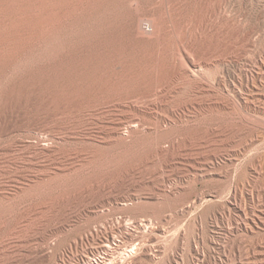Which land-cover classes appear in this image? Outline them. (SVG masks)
<instances>
[{"label": "rangeland", "instance_id": "1", "mask_svg": "<svg viewBox=\"0 0 264 264\" xmlns=\"http://www.w3.org/2000/svg\"><path fill=\"white\" fill-rule=\"evenodd\" d=\"M227 2L228 6H225L228 9L224 10L225 6H223V10L221 8L213 11L216 16L213 13L210 16V12L207 14L208 20L210 23H214L215 28L220 27L215 19H217V15L222 14L229 20V24L232 22V25H239L240 28H243L242 31L244 30L243 33L231 36L226 40L231 51L228 49L224 62L230 70V74L221 75L215 72L216 76L221 77L228 85L231 82L236 84L235 89L230 84L229 90L234 89L235 92L240 90V94H238L240 97H235V100L224 109L217 107V109L221 108L217 110L216 107H211L204 110L191 111L188 109L185 111L178 108V110L176 109L178 113L176 117L169 118L166 123L159 126L156 125L155 116L148 117L145 124V128H147L144 129L145 131L140 129L136 135L137 145L133 147L131 153L125 155L126 160L119 162L115 167L110 166L113 167L111 169L107 167L101 171L88 166L80 168L90 155L89 152L91 153L94 148L96 150L108 146L104 144L106 141L102 142L93 133L100 109L89 108L83 112H69L70 114L67 111L64 112L63 109H58L56 112L46 110L41 111V114L39 112L29 114L31 115H28L30 118L21 116L22 120L19 117L20 119L18 118L7 126V131L0 135V204L3 206L2 209L0 205L3 212L0 215V219L1 217L3 219L0 220V225L3 227L0 230V264H114V260L115 264H122L132 248V251L135 252L133 259L136 257V260H130V264H264V56L261 53L264 50V0H238V3L236 0H227ZM198 6L195 8L196 11L200 9ZM251 13H254L255 19L250 20ZM195 20L188 29L197 33V29L202 27L198 25L200 24L198 18ZM250 29L253 32L251 41H256L258 45L256 46L257 49L254 48L255 51L253 48L247 49L248 46H245L247 45V38L244 40L246 37L244 32ZM254 35L256 36L254 37ZM252 60L254 61L252 62ZM209 74L213 76L214 72ZM245 75L249 77L248 80ZM13 82L14 79H9L7 87ZM254 96L258 97L259 100L252 102ZM242 98L250 100L244 103ZM24 106L25 104H22L21 111L25 110L23 109ZM60 110L61 113L58 114ZM182 110L185 114L181 113ZM51 111L55 113L52 114ZM115 112L113 113L117 115L116 118L133 114L132 111L120 113L117 110ZM66 113L68 116H65ZM51 115L52 117H50ZM26 119L27 122L33 119L31 121L33 126L31 122L30 124L27 123ZM238 123H243L247 127L250 125L249 128H255L256 133L251 136L222 133V128L225 126ZM26 124L27 127H25ZM18 125L19 127H17ZM80 125L81 127H79ZM14 126L18 128L17 131L14 130ZM89 126L90 128H88ZM209 126L210 129L221 131V134L204 137L200 132L198 136L199 131L209 129ZM29 128L30 130H28ZM188 131L196 133L198 137L192 141L187 140L184 134ZM77 132L80 135H77ZM50 133H53L57 138H53V143L57 149L59 148L57 154L59 156L56 155V157L65 158V160L68 158L66 161L69 163L66 162L67 164H64L65 167L61 171L55 173L51 171L49 177L57 178L58 181L56 182L62 184L65 189L76 187L75 192L80 199L79 202L64 201L51 205V203H47V200H44L45 198L41 194L26 197L28 190L25 189L34 186V184H40V189H47L48 187L42 181H46L49 177L36 175V169L28 168L27 165L30 161L35 163V160L31 158L32 154L34 156L32 152H35L32 147L38 141H49ZM157 134H165V136L157 140ZM175 137H179L181 140H175ZM206 137H209V140ZM172 141L180 143L179 145L184 143L186 148H188L190 141V143L197 145L198 148L196 149L198 150L187 152L184 151L186 148L183 146L174 152L176 156L171 155V152L170 154L166 152L165 156L162 157L164 161L157 155H155L157 158L152 156V151L170 150ZM27 145H30L31 148H28ZM85 145L87 146L85 147ZM60 148L64 153L60 152ZM125 148L128 147L115 148L111 155L117 158ZM70 156L72 157L70 158ZM144 160H146V164ZM166 160L168 161L166 162ZM22 163L24 164L22 165ZM132 165L135 166L131 169L130 166ZM86 169L88 171H84ZM64 172L67 174L65 175ZM59 174L61 178H59ZM16 179L19 184L15 181ZM87 185L95 187V190L94 188L91 190L95 194L91 195L82 191L83 187ZM97 186L100 187L96 190ZM21 189L25 191L20 193ZM65 189L63 188V190ZM56 192L53 190L52 196H55ZM4 208L5 210L8 208L7 211ZM62 211L64 214L69 213L63 214V220L58 217ZM45 214L49 219L48 221ZM25 215H27L26 219ZM37 217L41 218L37 219ZM42 217L44 218L42 219ZM17 225L19 226L17 227ZM9 245L16 246L12 249ZM107 245L109 246L105 248ZM138 248L145 249L146 254L147 252L148 254L143 256ZM115 252L117 253L115 254ZM129 263L124 261V264Z\"/></svg>", "mask_w": 264, "mask_h": 264}, {"label": "bare ground", "instance_id": "2", "mask_svg": "<svg viewBox=\"0 0 264 264\" xmlns=\"http://www.w3.org/2000/svg\"><path fill=\"white\" fill-rule=\"evenodd\" d=\"M236 3H238V0H236ZM198 5L200 6V9L198 10L197 8L198 11H196L195 8ZM225 5L228 6L227 0H0V135L7 131V126L9 124H12L21 116L25 117L29 114H36L38 112L40 113L41 111L43 112L46 110H52L56 112L58 109H63L64 112L67 111L68 113H71L73 111L83 112L84 110H87L89 108L100 109V113H98L97 115L98 117L96 120V124H94L95 128L93 130V133H95V137L102 142L106 141L104 144L111 146H109V148L108 146L106 148L103 147L104 149L101 147L102 149L96 150L94 148L91 153L89 152L90 155L85 159L84 165H81L80 168H82L83 166H88L90 168L99 169V171H101V169L103 168H107L110 166L115 167L119 162L126 160L125 155H127V153L129 152L131 153L133 151V147L137 145L136 135L140 132V129L144 130L147 128H145V124L148 117L151 118V116H155L154 119L156 120V125L159 126L163 125V123H166L169 118L176 117L178 114L176 109L178 110V108L179 110L183 109L185 111L188 109L191 111L204 110L211 107H216L215 109H217V107H221L224 109V107L230 105V103L235 100V97L240 94V90H237V92H235L236 90L234 91V89L236 84L234 82H231L228 85L226 81H223L221 79V77L218 78L216 76V73H220L221 75L230 74V70L224 62V59L228 54V49L231 48L229 47V45H227L226 40L227 38L238 35L241 32L243 33L244 31H242L243 28H240L238 24V26L232 25L231 21V24H229V20L225 18L226 16L224 17V15L221 14L219 10ZM225 7L224 10L228 9V7ZM217 9H219L218 12L221 14L217 15V19H215L217 20L216 22L220 24L219 28H215L213 22L210 23L207 15L210 12L211 16V13H213V11ZM221 10H223V8ZM223 12L224 11H222V13ZM229 12L227 13L229 14ZM251 14L252 16L250 17V20L255 19V16L253 15L254 13ZM213 15L215 14L213 13ZM197 18L200 21V24L198 25H201L202 28L197 29L198 32L196 33L194 32V30L191 31L190 29H188V27ZM210 20H212V18H210ZM219 24L217 26H219ZM213 30L214 32L212 33ZM252 33L253 32L251 29L247 32H244V36L246 37H243L244 40L245 38H247V45H245L246 43L243 44L245 46H248L247 49L253 48L254 50V48H256V46L258 45L256 41H251ZM255 36L256 35H254V37ZM261 53L264 56V50H262ZM256 56L258 58V55ZM253 61L254 60H252V62ZM212 71L214 72V75L210 76L209 73ZM245 78L247 80L249 79L247 75H245ZM9 79H14V82L7 87ZM230 84H232L231 86L234 87L233 90H229ZM261 90L263 91V89ZM242 99H244V103L249 102L250 100L247 98ZM252 99V102H256L257 100H259V98L255 96ZM22 104H25V106L23 107V109L25 110L23 111H21ZM117 110H119L120 113L124 111H132L133 114L123 117L119 116V118H116L117 115H115L114 113H116L115 111ZM59 113H61V110L58 112V114ZM181 113H184V111ZM65 116H68L67 113ZM50 117H52V115ZM31 121L29 120V122H27L26 119V122L29 124ZM35 121L34 123H36ZM31 125L33 126V123ZM82 125L84 126V123ZM249 126L250 125H248L247 127L243 123L229 124L222 128V133L228 132L244 136L254 135L256 133L255 128H249ZM14 127V130L16 129L17 131L18 128H16V126ZM17 127H19V125ZM25 127H27V124ZM57 127L59 128V126ZM79 127H81V125ZM88 128H90V126ZM28 130H30V128ZM200 132L204 137L221 134V131L210 129V126L209 129L199 131L198 136ZM78 133L79 132H77V135H80ZM73 134L75 135V133ZM165 134H157V140H160V138L164 137ZM184 136L187 140L190 141L198 137L196 133L194 134L189 131L184 134ZM49 137V141H36L37 144H34L35 146L32 147L34 148L35 152H32L34 153V156L32 154L31 158L35 160V163H33V161L31 163L30 161L29 165L27 166L28 168L31 167L32 169H36L35 172L38 176L49 177L51 176V171L55 173L57 171L63 170L65 167L64 164L68 159V155L66 156V160L64 157V159L57 158L59 156L57 155L59 148L57 149L55 144L53 143V138H56V136H54L53 133H50ZM175 140L180 141L181 139L179 137H175ZM174 141H172V144H170V150L158 149L155 152L152 151V153L150 151V153L152 154V156L157 155L161 159L165 156L166 152H168V154H170L171 152V155H175L174 152L178 151L180 148H183L184 143L182 145H179L180 143H176ZM190 141L188 144V148L184 146L186 148L184 149V151L188 152L198 150L196 149L198 148L196 147L197 145L194 143L193 145L192 143H190ZM30 145H27L28 148H31L29 147ZM87 145H85V147ZM141 146H143V144ZM163 146L165 145L163 144ZM123 147L128 148H125L123 150V153L120 154L117 158L111 155L112 151L115 148ZM116 150L118 151V149ZM60 152L64 153L62 152V150ZM110 156H112V158H110ZM71 157L72 156H70V158ZM75 158L77 159V157ZM146 160H144L145 164ZM167 161L168 160H166V162ZM24 163H22V165ZM134 166L135 165H132L130 166V168L132 169V167L134 168ZM113 167H110V169ZM84 171L88 170L86 169ZM59 178H61V176ZM15 181L17 182V179ZM56 181H58V179L55 177H49L46 181H42V183H46V185L48 186L47 189H40V184H34V186L28 187L27 189H25L28 190V194L26 197L41 194L42 196H44V200H47V203L49 202L51 203V205L56 202L64 201L79 202L80 199L76 195L77 192H75L76 187L73 189H65L62 184H58ZM99 187L97 186L96 190L99 189ZM63 188L65 190H63ZM93 188L95 190V187H90L89 185H87L83 187L82 191L88 192L89 194L93 195L95 194L93 193V191H91ZM25 190L20 191V193L24 192ZM53 190L57 191L55 196H52ZM96 197H98V195ZM39 198L41 197L39 196ZM1 206L0 215L3 213V206L2 209ZM54 208H56V206H54ZM236 208H238V206H236ZM7 209L5 210L4 208L5 211H7ZM63 211L58 215L61 220H63L64 215L68 213L67 212L64 214ZM26 217L27 215H25V219ZM52 217L55 218V216ZM38 218L41 217H37V219ZM43 218L44 217H42V219ZM48 220L49 219L47 218V221ZM18 226L19 225H17V227ZM2 228L3 227L0 225V230ZM108 246L109 245L105 246V248ZM10 247L13 249L12 246ZM132 250L133 248L131 249V251H129V255L127 254V259H123L124 261H126V263H129L130 260L132 261L134 257L135 252H133ZM140 252H142V255L145 256V249L141 248ZM116 253L117 252H115V254ZM34 260L32 261L34 262ZM104 260L106 259L104 258ZM124 261L122 262V264H124ZM113 262L115 264V260Z\"/></svg>", "mask_w": 264, "mask_h": 264}]
</instances>
